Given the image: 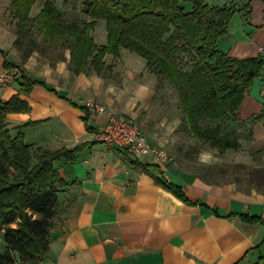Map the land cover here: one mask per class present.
Listing matches in <instances>:
<instances>
[{
    "label": "crops",
    "instance_id": "0c3cea01",
    "mask_svg": "<svg viewBox=\"0 0 264 264\" xmlns=\"http://www.w3.org/2000/svg\"><path fill=\"white\" fill-rule=\"evenodd\" d=\"M206 3L234 11L227 34L216 41L217 49L236 60L259 59L263 66L236 114L217 122L223 131L238 134L240 148L220 155L201 145L197 161L264 168V0ZM70 12L65 19H87L83 13L75 17ZM104 29V21H99L92 32L98 46L106 44ZM0 50L1 73L5 60L17 64L20 59L15 51ZM124 50L118 58H104L111 70L100 75L72 74L68 51L64 61L34 54L23 65L24 72L44 86L20 95L30 109L7 115L11 136L23 126L24 140L33 149L57 151L82 145L74 162H54L66 187L58 193L59 220L49 234L47 258L40 264H264V187L206 181L188 169L181 150L192 144L181 142L178 126L184 116L173 89L165 84L156 91V78L145 61L136 65L125 59ZM18 90L14 82L0 85V100H10ZM87 102L135 120L150 147L163 150L169 161L161 167L150 156L132 158L95 141L94 133L106 117L89 114L92 131L86 130L79 108ZM128 159L151 166L154 176L160 170L168 183L181 188L188 203L134 169ZM246 217L259 221L250 223ZM4 250L0 236V253Z\"/></svg>",
    "mask_w": 264,
    "mask_h": 264
},
{
    "label": "trees",
    "instance_id": "16d2710c",
    "mask_svg": "<svg viewBox=\"0 0 264 264\" xmlns=\"http://www.w3.org/2000/svg\"><path fill=\"white\" fill-rule=\"evenodd\" d=\"M36 1L10 0L17 20L14 47L20 61L12 64L5 60L4 68L18 70L14 83L19 90L10 100H0V236L5 245L0 264H40L47 258L49 234L59 220L57 196L66 187L54 162H74L82 148L33 149L24 140L23 126L11 136L7 115L30 109L20 95L28 96L34 86H44L23 70L33 53L64 61L68 51V70L74 75L110 71L104 58H118L120 49L139 56L156 78V91L165 84L174 90L184 115L179 129L220 155L238 150L240 137L235 131H223L217 122L236 114L263 66L259 59L236 60L217 49L216 41L227 34L234 11L230 7H210L206 0H78L87 19L70 20L56 7V0H42L40 12L30 17ZM99 21L105 23L103 46L96 45L92 37ZM79 109L84 113L86 130L91 132L88 110ZM189 152L197 154L199 149L191 147ZM128 161L137 171L149 174L155 184L188 203L181 188L168 183L160 170L154 176L149 172L151 166ZM231 168L246 170L248 183L256 190L264 187V168ZM227 169L207 166L199 173L204 180L218 183L214 177Z\"/></svg>",
    "mask_w": 264,
    "mask_h": 264
},
{
    "label": "rangeland",
    "instance_id": "374dc122",
    "mask_svg": "<svg viewBox=\"0 0 264 264\" xmlns=\"http://www.w3.org/2000/svg\"><path fill=\"white\" fill-rule=\"evenodd\" d=\"M41 5H42V0H37L36 3L34 4V6L32 7L31 11H30V17H34L40 12ZM55 5L64 15L71 14L70 11H72L73 15L75 17H79L83 13L80 2L78 0H56ZM16 25H17V20L13 17V9L10 6V0H0V48L6 50L7 52H11V53L13 51L17 52L15 47H14V41L17 38ZM100 30H101V26H98L97 31L99 33H100ZM103 32H104L103 34H105V29L103 30ZM103 36L105 37V35H103ZM34 39L37 42H40L39 37H35ZM105 39H106V37H105ZM97 41L99 43V40H97ZM18 54H19V59H20V53H18ZM34 54H36V57L37 56L40 57L39 54L33 53L32 55H34ZM124 56H125V59H127L129 61H134L133 63H135L136 65H140V64H142L141 62H143L142 58H140L139 56H137V55H135V54H133L127 50H124ZM176 98H177V96H176ZM177 101H178V99H177ZM178 106H179V104H178ZM127 120L134 123L142 131L139 124L135 120H130V119H127ZM179 126H178V132H181V133H179V135L182 138L181 142H189L190 144H192V145H183L184 147L181 150L187 159L186 160L187 162L185 164L188 167V169H190L192 171L201 172L202 169L204 170V168H206L207 166H218L220 168H226V169L228 168L226 173L216 175L214 177L215 180L236 182V183H238V185H240L242 187L252 186L248 183V177L245 174L246 170L232 169L231 167L234 165H226V164L206 165V164L199 163L197 161V157H198L199 152L197 154H192V152H189V148H191V147L198 148V146H201V145H202V147H204L206 149H210V148H208L206 144L198 141L197 139H195L193 137H190L186 132L180 130ZM142 133H143V131H142ZM193 142H196V143H193ZM197 142H198V144H197ZM250 170H251V168L248 167L247 171H250Z\"/></svg>",
    "mask_w": 264,
    "mask_h": 264
},
{
    "label": "built area",
    "instance_id": "2783aa9c",
    "mask_svg": "<svg viewBox=\"0 0 264 264\" xmlns=\"http://www.w3.org/2000/svg\"><path fill=\"white\" fill-rule=\"evenodd\" d=\"M17 74V69L5 68L0 73V85L12 84ZM84 107L92 116L105 115V123L98 125V129L94 133V140L102 143L108 150H122L132 158L150 156L153 162L161 167L169 161V156L163 150L150 147L146 136L131 121L114 116L97 103L87 102Z\"/></svg>",
    "mask_w": 264,
    "mask_h": 264
}]
</instances>
